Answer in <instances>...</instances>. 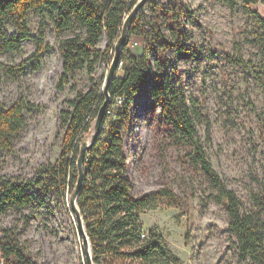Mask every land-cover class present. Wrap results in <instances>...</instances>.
Returning a JSON list of instances; mask_svg holds the SVG:
<instances>
[{
  "label": "rangeland",
  "instance_id": "1",
  "mask_svg": "<svg viewBox=\"0 0 264 264\" xmlns=\"http://www.w3.org/2000/svg\"><path fill=\"white\" fill-rule=\"evenodd\" d=\"M186 1L203 24H189L194 33L188 43L197 49H169L171 65L166 70L172 74V85L182 84L188 101L196 106V128L213 166L237 191L244 208L259 209L253 192L264 191V86L257 75L264 71V39L256 37L246 0ZM254 5L264 16V0H254ZM141 12L148 20L154 17L149 6ZM29 27L32 37L20 48L0 53V60L23 66L15 75L0 72V103L9 105L25 94L36 104L26 112V125L14 138V149L0 153V174L30 182V202L0 214V237L3 227H14L39 263L87 264L71 194L59 196L39 183L41 166L60 155V113L76 90L71 85L63 91L57 88L63 59L53 21L32 11ZM41 30L49 48L36 60L30 56ZM76 30L80 27L67 29L62 36ZM134 41L144 49V36L130 37L132 51ZM106 46L104 38L100 47ZM113 56L111 52L100 60L93 74L87 69L78 71L73 81L82 89L97 84L103 90ZM126 63H121L117 77L124 75ZM126 144L133 193L142 196L167 188L173 194L171 198L156 196L141 214L144 230L155 228L179 259L159 258L158 264H258L241 256L238 239L229 228L230 215L217 202V189L197 159L193 141L178 132L162 113L159 99L145 90L136 95L131 107Z\"/></svg>",
  "mask_w": 264,
  "mask_h": 264
},
{
  "label": "trees",
  "instance_id": "2",
  "mask_svg": "<svg viewBox=\"0 0 264 264\" xmlns=\"http://www.w3.org/2000/svg\"><path fill=\"white\" fill-rule=\"evenodd\" d=\"M138 0H0V53L20 48L22 42L32 37L29 18L32 11L47 15L58 34V48L63 59L62 73L57 88L65 90L71 85L76 95L67 100L61 109L60 127L63 130L61 152L53 163L41 166L39 183L54 189L57 195L71 194L78 179V157L81 143L92 128L105 100L102 88L94 84L89 89L79 88L73 81L80 70L93 74L97 64L115 51L127 14ZM253 15L256 37L264 39V16L255 8L254 0H246ZM154 14L148 20L140 12L134 19L128 43L122 52L124 75L113 80L111 101L107 108L96 143L87 153L85 179L78 204L90 236L96 264H158L159 258L179 262L166 245L164 236L155 228L143 237L141 214L156 196L173 197L167 188L142 196L133 193L134 183L129 171V152L126 134L131 119V107L137 94L143 90L162 104V113L170 123L191 139L195 155L217 189L216 200L226 206L230 215V230L238 239L241 256L251 257L264 264V191L253 192L259 209L244 208L237 191L228 186L207 156L196 128L197 111L190 104L184 86L172 85V74L166 70L171 65L167 51L196 50L189 39L194 33L189 24L203 27L186 0H149ZM145 6V7H146ZM144 7V8H145ZM142 11V10H141ZM9 26L15 30L11 31ZM73 35L62 36L67 29H76ZM133 34L145 37L141 54L128 48ZM106 38V48L100 47ZM37 48L30 56L41 59L49 48L45 32L35 37ZM235 60L236 57L233 56ZM239 61L244 62L243 59ZM21 65H10L0 60V72L15 75ZM174 69V67L171 68ZM264 86V71H258ZM94 78H92L93 80ZM36 104L25 94H20L9 105L0 103V153L14 149V138L26 125V112ZM30 182L8 178L0 174V214L13 207L23 208L30 202ZM3 264H41L31 255L28 244L14 227H3L0 237Z\"/></svg>",
  "mask_w": 264,
  "mask_h": 264
},
{
  "label": "water",
  "instance_id": "3",
  "mask_svg": "<svg viewBox=\"0 0 264 264\" xmlns=\"http://www.w3.org/2000/svg\"><path fill=\"white\" fill-rule=\"evenodd\" d=\"M148 2L149 0H138V2L134 5L132 10L127 14L126 19L124 20L121 35L115 44L114 56L112 58L109 72L107 74L106 81L103 86V93L105 96V100L103 104L100 106L98 115L94 122L93 129L84 138V140L81 143L80 154L77 161L78 171H79L78 179L73 189V192L71 193L70 204L74 209V211L76 212L77 226L80 233L84 237V247L86 250L88 264H96V263L94 262L92 242L90 236L88 235L86 224L84 222V217L78 204V198L82 192L84 179H85V163H86L87 153L89 149L93 147V145L96 143L97 137L100 133V129L106 115L107 108L110 104L111 101L110 88L113 83V80L117 77V72L122 63V52L124 46L128 43V35L130 32L131 25L134 19L138 16V14L147 5ZM88 246H91V251L88 250Z\"/></svg>",
  "mask_w": 264,
  "mask_h": 264
},
{
  "label": "crops",
  "instance_id": "4",
  "mask_svg": "<svg viewBox=\"0 0 264 264\" xmlns=\"http://www.w3.org/2000/svg\"><path fill=\"white\" fill-rule=\"evenodd\" d=\"M134 43L136 44V46H135V49H137V50H135V49H133V52L134 53H136V54H141L142 52H143V46H142V43L141 42H137V41H134Z\"/></svg>",
  "mask_w": 264,
  "mask_h": 264
},
{
  "label": "bare ground",
  "instance_id": "5",
  "mask_svg": "<svg viewBox=\"0 0 264 264\" xmlns=\"http://www.w3.org/2000/svg\"><path fill=\"white\" fill-rule=\"evenodd\" d=\"M73 209V208H72ZM73 211H74V209H73ZM75 212V211H74ZM75 214H76V212H75ZM76 219H77V217H76ZM81 234V233H80ZM82 235V234H81ZM83 236V235H82ZM83 239H84V237H83ZM83 239L81 238L80 239V241L82 242L83 241ZM84 250H85V247H84ZM88 250L89 251H91V246H90V248H89V246H88ZM85 253H86V250H85ZM88 264V263H87Z\"/></svg>",
  "mask_w": 264,
  "mask_h": 264
},
{
  "label": "built area",
  "instance_id": "6",
  "mask_svg": "<svg viewBox=\"0 0 264 264\" xmlns=\"http://www.w3.org/2000/svg\"><path fill=\"white\" fill-rule=\"evenodd\" d=\"M148 235V232L144 230L143 237H146Z\"/></svg>",
  "mask_w": 264,
  "mask_h": 264
}]
</instances>
